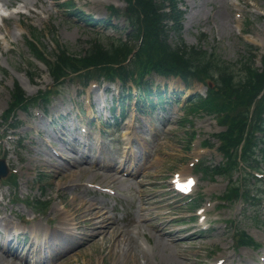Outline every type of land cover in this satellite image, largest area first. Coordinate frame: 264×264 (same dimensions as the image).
Returning a JSON list of instances; mask_svg holds the SVG:
<instances>
[{
    "label": "rangeland",
    "instance_id": "obj_1",
    "mask_svg": "<svg viewBox=\"0 0 264 264\" xmlns=\"http://www.w3.org/2000/svg\"><path fill=\"white\" fill-rule=\"evenodd\" d=\"M70 2L98 19L108 17L110 6L123 11L126 8L125 0H0L2 13L7 15L0 17V123L16 83L29 96L54 87L49 70L30 50L28 26L43 32L41 40L49 52L55 49L52 38L56 37L74 55L83 54L97 42L107 45V36L114 34L113 28H86L70 15ZM179 8L184 19L181 29L170 33L172 44L202 48L221 58L238 75L243 74L239 62L249 56L246 44L251 40L257 47L251 52L255 66H262L264 0H180ZM118 20L113 24L118 25V33L124 34L126 20ZM155 82L162 87L167 85L168 92L185 90L179 79L156 76ZM103 87L94 84L84 91L69 79L48 104L39 102L17 112V136L12 135L8 125L0 126V158L7 160L17 178V185H0V235H14L25 229L31 234L34 226L59 234V229L74 227L76 223L87 237L81 235L73 249L63 250L55 260L57 264H213L221 258L225 264H264V200L255 206L241 201L223 204L217 198L227 190L228 179L215 175L203 178L195 173L194 164L204 157L208 164L222 162L214 134L226 126L218 124L214 115L187 114L182 101L166 107L163 118L156 111L134 117L131 110L121 124L109 127L104 117L108 113L104 98H108V108L112 92L118 94L121 90L117 85L106 96ZM206 89L204 84L195 82L184 98L205 93ZM54 90L60 91L56 87ZM81 107L86 113L80 112ZM185 116L189 121L184 122ZM71 126L87 128L83 135L87 148L72 140L79 136L76 130H69ZM18 138H22L20 143ZM205 140L214 143L212 148L203 147ZM126 147L131 156L140 157L142 150L150 155L146 163L124 168L128 172L141 170L138 176L106 170L115 162L111 158L119 157ZM94 163L103 168L93 166ZM179 171L195 174L199 179L192 197L198 199L199 208L208 209L209 225L213 228L205 238L199 237L194 228L197 206L184 203L171 193L170 178ZM260 171L264 174V164ZM88 183L110 187L115 194H102L86 187ZM28 200H39L47 206L38 212ZM70 210L78 217L67 216ZM77 210H81V215ZM86 210L94 211L91 215L96 211L103 213L104 219L93 217V221L109 223L114 233L94 236L90 221H84L89 216L84 213ZM6 221L16 223L18 229L8 227ZM236 226L259 246L237 248L232 234ZM26 249L23 254L16 246L0 249V264H24L19 257H29Z\"/></svg>",
    "mask_w": 264,
    "mask_h": 264
},
{
    "label": "trees",
    "instance_id": "obj_2",
    "mask_svg": "<svg viewBox=\"0 0 264 264\" xmlns=\"http://www.w3.org/2000/svg\"><path fill=\"white\" fill-rule=\"evenodd\" d=\"M166 1H169L170 12L165 11ZM128 2L129 12L125 15L132 24L131 36L142 41L132 63V73H136L135 68L138 69L137 80L143 81L149 71H155L165 75L181 73L188 79L195 76L200 79L209 78L216 85L209 90L208 97L201 100L192 110L203 109L208 113H216L219 123L227 127L226 131L218 135L221 140L219 149L225 155L226 162L214 168L202 163L199 169L207 175L213 172L230 179L239 168L237 158L241 145L243 160L250 167L257 164L260 159L264 160V136H256L257 131L264 130V97L257 99V95L264 89V65L262 71H258L252 66L251 57H243L239 64L243 65L244 71L243 74L237 75L232 73L225 61L214 54L185 44L173 46L169 43V29L165 21L173 19L175 26H179L182 14L177 9L178 0H128ZM115 13L118 15L117 10ZM78 16L86 15L79 12ZM33 33L35 34V30ZM29 44L33 54L49 66L56 80L68 77L70 73H80L82 70H85L86 74L81 77L86 81L103 75L108 78L117 74L122 79L130 77L131 72L122 64L126 55L132 52V48L120 40L106 46L95 43L80 57L70 55L68 48L58 43L59 52L55 55L54 62L49 61L35 44L30 41ZM47 93L49 92H40L36 97H27L23 89L16 84L9 113L17 108H27L38 97L43 98ZM253 105L254 109L251 111ZM248 176L250 174L243 171L241 178L244 184L231 180L229 195L235 196L236 199L241 198L242 189L250 186ZM251 185L256 188L258 181L252 182ZM247 197L249 192L245 198ZM238 234L239 244H255L247 234L243 232Z\"/></svg>",
    "mask_w": 264,
    "mask_h": 264
},
{
    "label": "bare ground",
    "instance_id": "obj_3",
    "mask_svg": "<svg viewBox=\"0 0 264 264\" xmlns=\"http://www.w3.org/2000/svg\"><path fill=\"white\" fill-rule=\"evenodd\" d=\"M94 209H97V208H94ZM77 212L81 215V210H77ZM93 212L94 211H88V210H86L84 213H87L89 215V219H88V216L86 215L85 218H84V221H87V220L90 221V223H91V230L94 231V236H96L98 238H101V237L107 236L110 233H114L113 227L110 226L109 223L102 222V221H98V220H96L94 222L93 221V217H94V219H98V218H101V217L104 219V215H103V213H100L99 211H96L95 215L94 214L91 215ZM72 214L75 215L76 217H78V214H75L72 210H70L68 212V215L67 216H71ZM105 218H106V216H105ZM6 225L8 227H13L16 224H14L12 221H10V222L9 221H6ZM45 232L47 233V231H45ZM47 234H50V235H45L44 234L43 235L44 238L42 239V241L45 243V245H47V247H50V248H52V245H49L50 242H48V240H52V238L57 239L56 241H59L61 239L62 240L63 239L65 240V238L73 235L72 230L69 227H63L62 230H61V232L59 234H56V233H47ZM112 235H114V234H112Z\"/></svg>",
    "mask_w": 264,
    "mask_h": 264
}]
</instances>
